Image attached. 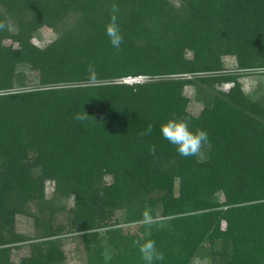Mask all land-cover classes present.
<instances>
[{
    "label": "trees",
    "instance_id": "16d2710c",
    "mask_svg": "<svg viewBox=\"0 0 264 264\" xmlns=\"http://www.w3.org/2000/svg\"><path fill=\"white\" fill-rule=\"evenodd\" d=\"M179 3L0 0V264L62 262L59 235L69 228L93 251L88 264H146L136 243L145 239L163 253L154 264H200L204 254L208 264H264V96L239 80L264 69V0ZM113 15L119 49L106 33ZM43 26L57 35L40 46L32 38ZM221 55L241 72H213ZM21 68L36 70L40 87L12 90ZM138 75L146 78L122 81ZM222 82L232 85L216 88ZM187 87L204 94L197 114ZM170 117L208 131L207 157H183L163 138ZM48 180L53 196L72 198L65 223L26 208L51 202ZM147 208L165 222L143 236H123L110 222L116 211L124 213L116 223L140 221ZM17 214L32 217V234L17 229ZM103 227L108 260L97 244ZM24 241L29 255L15 263L12 249Z\"/></svg>",
    "mask_w": 264,
    "mask_h": 264
},
{
    "label": "rangeland",
    "instance_id": "374dc122",
    "mask_svg": "<svg viewBox=\"0 0 264 264\" xmlns=\"http://www.w3.org/2000/svg\"><path fill=\"white\" fill-rule=\"evenodd\" d=\"M175 6H179V0H171ZM57 32L52 30L50 27L43 26L41 27L37 34L32 38V41L40 46H43L49 43L52 39L55 38ZM5 44H10L12 46H16L17 42L7 38L4 40ZM190 51L186 52V56H190ZM221 60L223 63V69L213 71L215 73H231L240 71L236 68L235 57L233 55H221ZM21 71L24 72V76L19 81H15V88L12 90H23V89H32L38 88L39 85V78L38 73L36 70H32L30 68H21ZM241 72V71H240ZM244 72V71H243ZM264 69H254L246 72L243 74L242 77L239 78L241 82L242 89L245 93L252 96L253 98H258L260 96H264ZM123 81V79H122ZM61 85V84H59ZM232 85L231 82H222L216 85V88L222 90H228ZM185 93L190 98L188 103V111L193 114H197L204 104V94L196 93L193 88L187 87L185 89ZM209 151L208 146H204L199 157H207ZM107 180H110V177H106ZM54 193V183L51 180L45 182V196L48 200L50 199L51 202L48 203L47 201L43 203L36 202V200L29 201L27 203V210L34 211V212H44L48 213L49 210L52 212L53 216V223L57 224L59 222L65 223L69 216L68 208L71 206L72 198H62V197H55L53 196ZM39 210V211H38ZM151 209L147 208L145 213L150 215L153 218V223L151 224H160L162 225L165 220L162 217L154 216L150 213ZM144 213V216H145ZM123 211H116L115 214L111 217L110 222L113 227L119 228L120 232L123 236L128 234H138L139 236H143L146 232L149 231V226L151 224H147L144 222V216L140 221L130 222V223H116L115 218L123 220ZM17 222V229L21 230L26 234H32L34 231L33 226V219L28 215L24 214H17L16 216ZM141 226V227H139ZM167 227V224H164ZM70 229V228H69ZM63 230L59 235L61 239V249L64 252V259L62 262L57 264H88L89 259L92 258L93 251L87 249V243L83 239L81 232H76L73 230ZM108 229L107 227L99 228L98 234V246L103 248V257L105 260L112 256L114 249L107 243V238L105 237V230ZM28 241H24L21 243V246L18 248L12 249V260L17 263L21 259L27 257L29 255V246ZM203 258L199 259L196 258V262L200 264H208L210 259L207 255H203ZM94 260H98V258L94 257ZM104 260V261H105Z\"/></svg>",
    "mask_w": 264,
    "mask_h": 264
},
{
    "label": "clouds",
    "instance_id": "9594fccd",
    "mask_svg": "<svg viewBox=\"0 0 264 264\" xmlns=\"http://www.w3.org/2000/svg\"><path fill=\"white\" fill-rule=\"evenodd\" d=\"M106 33L111 45L119 49L124 41V36L118 23V18L113 15L111 21L106 25ZM89 73L92 79L96 78L95 69L89 67ZM88 112L84 114L77 113L75 119L84 121L87 119ZM152 132V125L149 124L146 129L141 132V135H149ZM160 133L165 140L175 146L176 151L183 157L198 156L203 147L209 141V133L201 127H190L187 120L183 118L170 117L163 121L160 125ZM149 151L156 152V145H150ZM144 222L147 224L153 223V218L145 213ZM140 252L146 264H154L155 261L164 259L163 253L159 251L157 243L154 239H145L142 243L137 241Z\"/></svg>",
    "mask_w": 264,
    "mask_h": 264
},
{
    "label": "built area",
    "instance_id": "2783aa9c",
    "mask_svg": "<svg viewBox=\"0 0 264 264\" xmlns=\"http://www.w3.org/2000/svg\"><path fill=\"white\" fill-rule=\"evenodd\" d=\"M146 77L145 76H142V75H138V76H128V77H125L123 78V81L124 82H133V81H140V80H143L145 79Z\"/></svg>",
    "mask_w": 264,
    "mask_h": 264
}]
</instances>
